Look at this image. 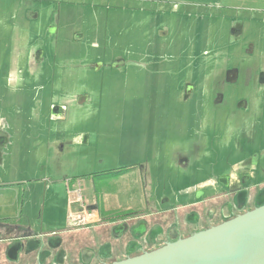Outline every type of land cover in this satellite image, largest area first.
Wrapping results in <instances>:
<instances>
[{"label":"rangeland","instance_id":"obj_1","mask_svg":"<svg viewBox=\"0 0 264 264\" xmlns=\"http://www.w3.org/2000/svg\"><path fill=\"white\" fill-rule=\"evenodd\" d=\"M46 1H29L37 11L29 22L16 3L10 14L0 10V185L81 177L84 201H97L103 220L56 233L67 264L88 251L96 252L91 264L139 254L128 245L138 240L135 216L149 228L159 223L166 237L193 209L201 224L187 229L216 223L225 189L204 182L227 173L237 180L254 155L246 188L264 183V0ZM55 142L68 149L58 154ZM199 183L203 195L191 198L188 187ZM258 186L239 213L264 192ZM191 201L193 209L181 208ZM120 223L128 229L117 239ZM1 238L0 264H16L13 239ZM27 249L21 264H41L50 243L25 259Z\"/></svg>","mask_w":264,"mask_h":264},{"label":"flooded vegetation","instance_id":"obj_2","mask_svg":"<svg viewBox=\"0 0 264 264\" xmlns=\"http://www.w3.org/2000/svg\"><path fill=\"white\" fill-rule=\"evenodd\" d=\"M29 1L30 0H24L23 2H22V0H11V4H9L8 2H4V4H5L4 13H5V11H6L7 14H10L11 12H14L16 10V4H17L18 10L15 11L16 14H19L23 20H27L28 19L27 22H29V21H31L30 19L32 17L36 16V14H37V11L35 10V8L33 9L31 7L32 4H30ZM32 1L35 2V5L36 4L40 5V0H32ZM48 1H50V0H47L43 4H46ZM33 7H34V4H33ZM11 9H13V10H11ZM31 12L35 13L34 16H30ZM51 28H53V27H51ZM35 52L37 53L36 61L38 63V66H42L43 64H45L44 55L46 53L43 50V48H37L35 50ZM44 70H45V68H44ZM232 79H233V83L232 84H236L237 81H234V78H231L230 80H232ZM261 83H264L263 79L261 80ZM191 91H192V88L188 87L186 89V94H191ZM213 101H214L215 104L218 103L217 99L216 100L214 99ZM245 106H246V102L241 100L238 103L237 107L243 108ZM0 144H2V143L0 142ZM258 159H259V157L254 155L252 158H248L244 162V164L247 165L246 166L247 172H249L251 170V168H255L256 167V162H258ZM247 172L239 174L237 180L235 179L234 176H232L233 175L232 173H227V174L220 175L218 179H216L214 176H212L210 178H207V181L204 182L205 184L207 182V185L209 184L210 187H216L217 185H219L221 188L225 189L223 191V193H220V196L216 197V198L220 197V198L224 199V202H223V204L221 205V208H220V217H221V219H218V221L216 223H214L212 225H208V226H206L204 228L200 227V229L199 228L198 229H187V226L190 223L192 224V226L200 225L201 224V219H202V213L200 214L197 210L193 209V206L195 205V203H194V201H191L190 203L181 206L182 209H186V208L193 209L189 213L185 214V216L187 217L186 220L188 221V223H187L186 220L183 219L181 221L180 225L174 224L175 227L171 226V229L168 232L169 235L167 237H166L164 228L161 225H159V223L156 224L155 226H152L151 228H149V223L146 220H144V218H141V216H135L133 218V220L137 221L136 225L132 228L133 235L136 236V239L141 240L142 242H147L150 246H152L153 244H157L156 246H158V247L155 248L157 250V248L159 249V248L165 246L168 243H173V242H176V241L181 240V239H186V238H188V237H190V236H192V235H194L196 233H199V232L205 231L207 229H210L212 227L218 226V225H220V224H222V223H224V222H226L228 220H231V219L237 217L238 215H242L246 211H252L253 209H255V208L260 206L259 202L264 201V192L259 194V196H257V199L255 200V204L252 205V203H251L249 208L246 211L239 213L246 206H248L249 202L251 201V199L254 196L253 195L248 200L249 190H252L253 194H255L254 191H255V189H257V186H258V185H256V186H254L252 188H246V186L251 182V176ZM117 173L119 174V176L125 175L124 171H118ZM195 173H197V171H195ZM74 178L76 179V181H74L73 179H65V182H68V183H66L67 187L71 183L73 184V186L75 184H77V187H78V188H74L72 186L71 189H69V193H68L69 196L72 195L74 197V200H72V202H71L73 204L71 206V211H73L75 213H80V212L81 213H87L88 210H89V212L98 211L97 209L99 207H98L97 201H93V202L84 201V199H83V197L81 195V193H82V184H83V180L81 179V177H79V178L74 177ZM232 178H233V180H232ZM261 185H264V183H261L259 186H261ZM73 190H75V192ZM199 190H202L200 183L199 184H194V186H189L188 189H187V191L189 192L191 198H194V195H196L197 193H198V196H202L203 193L200 192ZM229 192L230 193L234 192L235 196L233 198H232V196H229V197L226 196V194L229 193ZM230 198H231V200H230ZM225 199H227V200L225 201ZM145 205L148 207V204H145ZM212 210H213L212 211L213 212L212 215L215 216L216 214H218V211H217L216 208H212ZM140 214H144V213H140ZM100 218H101V221H102L103 220L102 216H100ZM81 219H83V218H79V220H81ZM76 223L78 224V222H76ZM76 223L75 222H71L72 226L77 225ZM79 225H81V227L83 226L81 224V222H79ZM79 225H77V226H79ZM118 226H119V228L116 229V231H115V237L117 239L121 238L123 236V233H125L127 231V229H128V226H126L125 224H122V223L118 224ZM190 227H188V228H190ZM184 230H189V232L186 234L184 232ZM9 232H13V230L12 229L10 230V228L9 229L8 228H2V229H0V236L1 237H5L4 239H9V238H7V235H8ZM17 234L18 233H16V231H14L13 235H17ZM11 239H13V243H11V245H12L11 254H13V253H15V251L18 248H22L23 247V244H22V240L23 239L19 238V237H14V238H11ZM147 239L150 242H148ZM0 240H2V238ZM138 240H133V238H132V241L131 242L129 241L128 245L131 246V250L133 251V254H135L137 252L139 254L128 256V258H132L134 256H139V255H142L144 253H149V252L155 251V249L150 250V251H146V249L143 246H141V244L138 242ZM49 243H50V248L51 249H55L54 247L58 245V244L54 243L53 240L49 241ZM30 245H34V247L35 246L41 247V245H43V244L41 243V241H37L36 243L31 242ZM59 247L60 246H57V248H58L56 250L57 252L56 251L54 252V250L50 251L49 256H51L52 259H48V258L45 259L42 256L43 260H42L41 264H67L68 258L66 257V254L64 253V251H61V249ZM24 251L25 250H23L22 254L24 253ZM31 253H32L31 251H30V254L28 252L26 257L31 255ZM88 253L91 254L90 258L87 257ZM59 254H60L61 259H62L61 263H57V258H58ZM95 257H96V252L95 251H88V252H86V253H84L82 255L81 259H80V257L79 258H73L72 259V263L91 264ZM48 260H50V261L48 262ZM20 261H21V256L16 257V264H21ZM31 262H33L32 259H30V264H31Z\"/></svg>","mask_w":264,"mask_h":264},{"label":"crops","instance_id":"obj_3","mask_svg":"<svg viewBox=\"0 0 264 264\" xmlns=\"http://www.w3.org/2000/svg\"><path fill=\"white\" fill-rule=\"evenodd\" d=\"M3 1L4 0H2V2ZM140 1L144 2L143 0ZM2 2L0 1V8ZM0 10L3 14L5 10V4ZM30 14V16H34L35 13L31 12ZM83 136L85 137V139H83L82 142L83 146H85L87 144L88 136ZM70 142L71 141H69V143ZM53 145L57 146L59 151L58 154L64 153V150L66 151L68 149V145L64 146L62 142H55L53 143ZM73 178L74 177L66 175L56 176L55 174L53 176L51 175L50 177H39L31 182L21 180L17 187L13 182L4 183L0 186V229H2L3 227L8 228V225H15L14 231H16V233L18 234L7 235V237H19L23 239V247L18 248L15 253L12 254L13 258L21 256L20 263H22L21 254L23 250H25V248L28 246V249L26 250L27 253L30 251L32 252L31 255L36 252L39 253L42 245L41 247H34V245H30V243L41 241V243L43 244L44 239H48L49 241L53 240L54 243L58 244L57 246H60L59 248L61 249V251H64L66 257L68 258L69 253L62 248L65 239L57 238L56 233H58V231L60 230H63L62 232H64V236H67L71 233H74V231L77 232V229L75 228L81 227V225H79V222H81V224L84 226L90 223H99L101 221L100 216L102 215L99 211L89 212L88 210L87 213H75L71 211V206L73 205L71 202L72 200H74V197L69 196L68 193L73 184L71 183L67 187L66 183L68 182H65V179ZM73 191L75 192V190ZM107 200L108 199H106L105 201L107 202ZM45 205H47L48 214L53 215L54 213H56L59 217V221L56 218L44 214ZM102 212L108 213V209H103ZM18 217H23L25 220V224L23 222V229L25 228L24 230L20 229L18 227L20 225L16 223ZM78 217L83 218L84 220H79ZM71 222H78V224H76L79 226H72ZM53 236H55L54 239ZM57 246L54 247L55 249H47V251L49 252H43L42 256L45 259H52L51 256H49V253L53 250L55 252L58 249ZM111 252L112 251L110 249L108 254L110 255ZM90 256L91 254L88 253L87 257L90 258ZM27 258L28 256H25V259ZM49 261L50 260H48V262Z\"/></svg>","mask_w":264,"mask_h":264},{"label":"water","instance_id":"obj_4","mask_svg":"<svg viewBox=\"0 0 264 264\" xmlns=\"http://www.w3.org/2000/svg\"><path fill=\"white\" fill-rule=\"evenodd\" d=\"M259 205L186 239L112 264H264V201Z\"/></svg>","mask_w":264,"mask_h":264},{"label":"built area","instance_id":"obj_5","mask_svg":"<svg viewBox=\"0 0 264 264\" xmlns=\"http://www.w3.org/2000/svg\"><path fill=\"white\" fill-rule=\"evenodd\" d=\"M79 199V198H78Z\"/></svg>","mask_w":264,"mask_h":264}]
</instances>
